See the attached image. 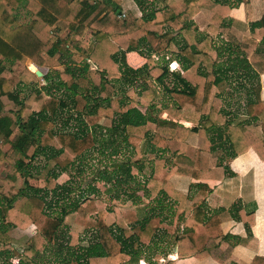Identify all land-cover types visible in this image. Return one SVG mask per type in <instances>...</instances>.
Instances as JSON below:
<instances>
[{
    "label": "trees",
    "instance_id": "1",
    "mask_svg": "<svg viewBox=\"0 0 264 264\" xmlns=\"http://www.w3.org/2000/svg\"><path fill=\"white\" fill-rule=\"evenodd\" d=\"M157 1L164 6L157 8L151 4L146 8L147 0H135L143 15L131 9L120 17L126 0H0V161L15 162L17 166L15 172L0 178V257L8 260V264H16L15 258L20 259L17 264H37L34 258L44 246L56 245L65 219L72 213L79 215L81 225L96 231L97 243L77 255L70 252L74 240L70 241L66 247L69 256L62 264L139 261L146 245L157 242L164 220L155 208L138 220L136 227L130 226L131 218L116 211H101L96 218H89L93 211L89 197L82 203L74 201L60 206L61 211L54 212L58 207L55 204L72 192L71 187L58 184L57 179L99 144L103 148L110 144L112 156L117 155L121 145L133 150L135 156L115 172L122 174L123 183L135 180L146 160L154 162L149 182L159 197L158 204L164 206L173 201L169 208L176 211L184 225L176 233L180 256L212 257L221 264H244L233 255L235 238L217 233L220 220L209 214L206 193L183 195L173 188L169 177L179 174L197 180L223 181L235 175L224 163L226 159H235L250 149L264 161L261 84L254 82L247 91L246 119L237 123L234 120L238 113L232 117L219 88L233 77L248 76L251 83L264 74V61L257 51H247V56L230 59L233 64L225 67L217 62L220 54L209 38L236 32L227 27L229 13L244 3L249 17L250 2L205 0L199 6L201 0ZM20 8L30 14L29 22H19ZM199 12L209 22L206 37L199 35L194 21ZM254 27L264 29V17ZM89 31L94 40L91 45L74 40ZM174 31L179 32L173 35ZM65 33L67 38L59 39ZM237 46L246 51L243 40ZM132 51L147 58L144 67L138 70L129 67L126 53ZM161 52L176 56L184 71L173 76L172 88L167 84L170 61L160 66L156 60ZM43 54L51 58L60 55L66 69L44 75L46 86L39 90L41 78L26 63L44 66ZM6 62H11V67ZM231 72L234 73L230 76ZM85 78L90 86L81 89L79 81ZM137 79L145 84L133 89ZM155 83L174 99L172 109L157 104L152 90ZM119 84L125 88L118 87ZM26 91L30 93L25 94ZM57 91H62L63 97L55 94ZM205 106L208 113H204ZM166 110L172 116L170 119L163 118ZM67 111L75 114L71 120L77 116L76 120L81 122L78 133L55 132L56 122ZM180 121L195 127L188 128ZM190 132L199 135L194 164H179L160 181L170 141L181 143L174 155L183 154ZM7 145L11 147L5 152ZM218 152L222 154L217 155ZM42 156L54 163V170L38 179L39 174L35 176L25 168L24 159L30 165ZM20 175L25 186L18 189L16 181ZM34 179L43 187L32 185ZM49 195L52 199L47 201ZM134 201L141 203V198ZM229 212L234 219L244 222L251 234L255 210H248L239 201ZM27 226H36L37 234L28 239L25 236L24 240H16L9 234L12 228Z\"/></svg>",
    "mask_w": 264,
    "mask_h": 264
},
{
    "label": "rangeland",
    "instance_id": "2",
    "mask_svg": "<svg viewBox=\"0 0 264 264\" xmlns=\"http://www.w3.org/2000/svg\"><path fill=\"white\" fill-rule=\"evenodd\" d=\"M151 4H154V7L157 8H162L164 6L161 1L157 0H147L144 5L146 8H148L151 6ZM140 8L137 5L138 14L142 16L143 14ZM150 9L151 8H149L148 10L150 11ZM127 11L128 10L125 9L120 14V17L125 15ZM17 16L19 22L21 23H26L31 20L30 14L25 8H20L17 13ZM178 32L179 31H174V34ZM67 34L68 33L63 34L61 37H59V39H66ZM91 34L92 32L89 31L86 35L77 37L80 38V41L86 42L87 37L91 36ZM77 37L74 38L75 41H77ZM167 40H170V38H168ZM210 41L212 45V40ZM228 57L224 59L225 67H228L233 64L230 59L233 60L234 58ZM156 58L157 60H161L160 55H157ZM163 59L173 62L176 61L181 66V63L178 61L176 56L172 55V53H166ZM66 60L67 59H65V63ZM60 63L63 64L64 61L63 59H60L59 56H57V58L54 57L53 59H50L49 63L46 66H42V68H35L36 70H41V72L46 75L48 74V71L45 68L51 69L50 73H55V71L52 69H54V66L56 64ZM26 66L31 71H36L31 68V65ZM63 69H66L65 65L63 66ZM173 73L182 74L179 69L175 70ZM233 73L234 72H231L230 76L233 75ZM133 77L134 76H132V78ZM135 81H138V84H135L133 89H135L136 87L139 88L140 86L145 84L143 81H141V79H137ZM171 81L173 83L175 82L172 77H168L167 82L172 84ZM79 84L81 89H85L90 86L86 78L80 80ZM248 84L249 83L246 78L240 80V78L236 77H233L231 81L225 80L224 83L221 84L220 90L224 92L225 96H228L232 99L230 103H227V105L230 107V112H232L233 114L232 117L235 118V115L237 113L240 116H238L236 120H234L236 123L241 120H244V118L241 116L245 114L246 107L245 104L242 103V100L245 98L246 93L248 91ZM45 86V81L41 79L40 84L38 85V89L40 90ZM118 87L125 88L122 84H119ZM152 90L156 97L159 98L158 101L164 104V99L167 98V95L163 93V87L155 83L154 86H152ZM24 93L29 94L30 91H26ZM55 94L59 95V97H63L62 91H57ZM165 107H167V105ZM145 110L146 108H143V111ZM158 112H156V114ZM72 115L75 114L73 112L71 113L67 111L60 119H58V121L56 122V128L54 129L56 133H78L79 129L81 128V122H79V120H76L77 116L74 117V120H71ZM145 148L143 145H141V149L143 151L142 153L145 156L144 158L147 159L148 156H146L144 152ZM112 150L113 148L110 144L104 148L101 147L99 144V146L91 149L82 157L78 158L75 166L73 168H70L69 172L63 173L57 179L58 184L71 187L72 192L71 195H68V198L62 200L60 204H55V207H58L54 212H60V206L73 203L74 201H79L82 203L86 198L89 197L93 207V211L88 215L89 218H96L98 216V212L101 211L110 210L114 213L116 211L118 212V214H122L131 218L132 223L130 224V226L136 227L138 224V220H142L146 216V214L150 212V210L155 208L158 213L162 214V218L164 220L159 239H157V242L151 245H146L139 261H128L123 264H169L171 259L168 255L173 253L175 249L176 233L183 230L184 225L179 220L177 213H173L170 210L169 206H167V204L164 206L158 204L157 199L159 197L154 191V185L149 182L153 174L152 169L154 166V162H147L146 160L145 164H142L143 171H141L136 176L135 180L129 183H123L120 182L122 180L121 178L123 177L122 174H118L115 172H118L122 164L128 162V160L133 158L135 154L132 149H128L126 146L124 147L123 145H121V147L118 149L117 155L115 156L111 155ZM18 159L20 160V157H18ZM24 160L25 164L27 165L25 168H27L29 172H31L35 176L36 174H39L37 175L38 179H44L47 172L54 168V163L47 162V159L43 156L37 159L35 162L30 163V165H28L29 160ZM16 167L17 166L15 164L14 168H0V174L3 171L4 173L8 172V174H12L16 171ZM105 177H107L108 179H105ZM24 182L25 180L23 176L20 175L17 178L16 182L17 188H23L25 186ZM31 184L34 186L43 187L42 185L38 184V181L35 179L31 180ZM94 189L95 191H93ZM42 195L45 196L44 193ZM131 196H133L132 199L130 198ZM139 197L141 198V203L135 202L134 200ZM46 199L47 201H50L52 199L51 195L47 196ZM83 207L87 208V205L84 204ZM79 221L80 218L77 213H72L66 217L65 223L59 233V238L56 242V245L48 244L47 246H44L41 249L39 255L34 258L37 264H62L63 260H66L69 256V251L68 249H66V247L72 240L74 241L73 244L70 243L72 247L70 252L75 253L77 255L82 253L84 249H87L92 244L97 243L96 231L87 228L85 225H81ZM10 233L12 234V236L17 237L21 240L22 238L26 239L27 237L28 239V237H32L33 235H35V230H33L32 226H27L24 228L15 227L11 229ZM62 244L64 248H62ZM19 261L20 259L18 258H15L13 260V262ZM0 264H8V260H5V258L0 257Z\"/></svg>",
    "mask_w": 264,
    "mask_h": 264
},
{
    "label": "crops",
    "instance_id": "3",
    "mask_svg": "<svg viewBox=\"0 0 264 264\" xmlns=\"http://www.w3.org/2000/svg\"><path fill=\"white\" fill-rule=\"evenodd\" d=\"M204 2L205 0H201L199 6L203 5ZM249 2V17L247 16L244 3L233 7L229 13V16L226 20L227 27L232 28V30L236 32L230 33L229 36L219 35L213 38L209 37L210 40H212V47H216L220 54V57L217 61L219 64H224V59L228 56L232 58H236L238 56L244 58L248 55L247 51L250 53H255V51H257L260 54L259 56L262 58L261 61H264V29L260 27H254V25L260 23L264 17V0H249ZM124 7L127 10L134 9V11L138 13L135 0H126ZM194 21L198 26L199 35L206 37L208 34L207 29L209 22L205 15L201 12L197 13L194 17ZM237 32L245 35L241 36L237 34ZM176 34L173 33V35ZM76 39L77 41H80L79 37ZM240 40H243L247 46L245 52L239 49L237 46ZM230 41L234 42V44L231 45L229 43ZM165 55V52H161V60H157L156 58L157 63L162 64L160 66H163V63L166 65V62H168L167 60L163 59ZM58 56L60 57V55ZM43 57L45 59L44 66L49 63L50 59H53L46 54H43ZM55 58H57V56ZM126 62L129 67L138 70L145 66L147 63V58L143 57L136 51H132L126 53ZM11 64V62L5 63L7 67H11ZM26 65H31L33 70H36V68H42L31 61H28ZM63 66L64 65L61 63L56 64L52 70H54L55 73L63 72ZM45 69H47V73H50L51 69ZM169 72V77H172L173 79V76L178 74L171 72L170 69ZM243 72L244 71H241L240 73ZM245 78L249 83L248 92L254 82L255 85L258 83L261 84V99L264 101V74L260 75V77L256 80L253 79L251 83V79H249L248 76H244L240 80ZM167 84L170 86V88H172L175 85V82H172V84L167 82ZM219 88H221V85ZM248 92L246 93L245 98H242L244 100H242L243 104H246L248 100ZM163 93L167 95V98L164 99V104L167 105V109H172L174 99L169 96L164 87ZM158 99L159 98L157 97V104L165 107L166 105L162 104L160 101H158ZM223 100L226 104L232 101V99L228 96H225V94ZM200 102H202V97L200 98ZM204 113H208L207 106L204 107ZM171 117L172 116L170 115V112L166 110L163 114V118L170 119ZM241 117H243L244 120L246 119L245 115H242ZM180 123L188 128L195 127L194 124L185 121H180ZM198 140V133L190 132L187 139V148L185 152L178 155H174V153L180 150L181 143L178 141H170V150L164 154L166 161L162 170V174L159 177L160 181H162L165 176L170 174L171 170H173L175 166H178L179 164H194L197 154ZM10 147V145H7L4 149L5 152L9 151ZM221 154V152H218L217 155ZM224 163L230 167L231 171L235 175L233 177H227L223 181L209 179L197 180L190 177L181 176L179 174H172L169 177V182L177 192L186 196L193 197L196 196L199 191L205 192L207 210L209 214L214 216L217 215L220 220V226L217 229V233L225 236L230 235L235 238L233 239L232 243L234 246L233 255L244 264H264V161L261 160L255 150L250 149L248 152L235 159H226ZM15 164V162L10 163L8 161H0V168H14ZM9 174L8 172L4 173L3 171L0 174V178L3 176L6 177ZM239 201H241L248 210H255V225L252 227L251 234L248 233L245 223L234 219L229 212L232 206ZM172 203H169L167 206H170ZM172 212L174 213L176 211L173 210ZM9 234L12 236L11 233ZM12 237L16 240H20L17 237ZM21 240L24 239L22 238ZM168 256H172L171 261L169 262L171 264H221L212 257L205 259H198L197 257H182L178 252L177 245H175L173 253Z\"/></svg>",
    "mask_w": 264,
    "mask_h": 264
},
{
    "label": "built area",
    "instance_id": "4",
    "mask_svg": "<svg viewBox=\"0 0 264 264\" xmlns=\"http://www.w3.org/2000/svg\"><path fill=\"white\" fill-rule=\"evenodd\" d=\"M121 17H125V15H123V16H121ZM84 42V41H83ZM94 42V40H93V36H92V34H91V36H89V37H87V39H86V44L87 45H91L92 43ZM89 63H91V61L89 60ZM170 66H171V71L172 72H174L175 70H177V69H179L180 71H181V73L183 74V71H182V68H181V66L179 65V63L178 62H176V61H172V62H170V64H169V69H170ZM92 69H96L94 66H92ZM42 79V78H41ZM32 228H33V230H35V233L34 234H36L37 233V227L36 226H32ZM171 257L172 256H170L169 258L171 259ZM14 263H18V262H14Z\"/></svg>",
    "mask_w": 264,
    "mask_h": 264
},
{
    "label": "water",
    "instance_id": "5",
    "mask_svg": "<svg viewBox=\"0 0 264 264\" xmlns=\"http://www.w3.org/2000/svg\"><path fill=\"white\" fill-rule=\"evenodd\" d=\"M36 75L39 77V78H43L44 77V74L41 72V70H36Z\"/></svg>",
    "mask_w": 264,
    "mask_h": 264
}]
</instances>
